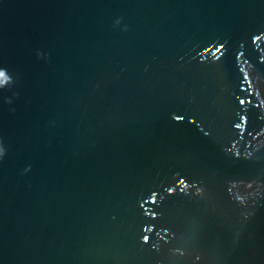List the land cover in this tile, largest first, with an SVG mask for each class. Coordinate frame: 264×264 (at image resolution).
Masks as SVG:
<instances>
[{
	"label": "water",
	"instance_id": "obj_1",
	"mask_svg": "<svg viewBox=\"0 0 264 264\" xmlns=\"http://www.w3.org/2000/svg\"><path fill=\"white\" fill-rule=\"evenodd\" d=\"M0 264H264V0H0Z\"/></svg>",
	"mask_w": 264,
	"mask_h": 264
},
{
	"label": "snow or ice",
	"instance_id": "obj_2",
	"mask_svg": "<svg viewBox=\"0 0 264 264\" xmlns=\"http://www.w3.org/2000/svg\"><path fill=\"white\" fill-rule=\"evenodd\" d=\"M11 73L7 71L3 66H0V86H5L9 82ZM4 149L0 146V156L3 155Z\"/></svg>",
	"mask_w": 264,
	"mask_h": 264
}]
</instances>
